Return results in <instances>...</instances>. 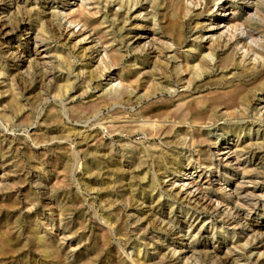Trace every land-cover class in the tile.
<instances>
[{
    "label": "rangeland",
    "instance_id": "rangeland-1",
    "mask_svg": "<svg viewBox=\"0 0 264 264\" xmlns=\"http://www.w3.org/2000/svg\"><path fill=\"white\" fill-rule=\"evenodd\" d=\"M69 1L0 0V16L9 23L5 39L0 31V264H134L132 247L153 256L152 264H184L180 259L190 257L189 245L197 255L187 264H244L247 259L264 264L262 203L248 214L245 227L233 219L226 223L224 207L188 202L175 181L183 165L208 163L209 154L223 166L218 149L239 135L250 174L227 175V183L223 176L213 178L211 185L231 189V195L235 188L244 193L260 185L254 192L264 194V115L258 111L264 76L245 73L239 57L235 63L226 58L223 42L206 41V25L217 16L208 13L212 5L202 16L185 19L173 16L174 5L162 0H137L129 13L116 2H102V22L86 35L81 24L54 16ZM143 14L149 16L146 21ZM151 18L164 27L172 23L180 45L197 46L203 39L204 47H216L221 64L191 70L188 89L176 85L174 62L165 54L137 51L132 41L135 33L154 29ZM33 35L48 62L31 54ZM98 36L119 49L120 60L109 72L95 51ZM122 70L123 82L134 78V84L114 92L111 84ZM230 76L248 84L259 78L253 85L263 87L254 97L248 91L250 105L235 120L223 119L218 106L208 108ZM227 166L222 173L235 165ZM176 220L180 230L173 226ZM221 224V232L234 228L242 240L254 241L251 257V248L241 245L233 255L226 253L229 239L220 233ZM173 251H180L177 259Z\"/></svg>",
    "mask_w": 264,
    "mask_h": 264
},
{
    "label": "bare ground",
    "instance_id": "bare-ground-1",
    "mask_svg": "<svg viewBox=\"0 0 264 264\" xmlns=\"http://www.w3.org/2000/svg\"><path fill=\"white\" fill-rule=\"evenodd\" d=\"M102 2L105 3V5L116 2L117 4H119L121 8L126 10L127 13L134 10L136 5H138L139 3V1L137 0H75V1L70 0L68 7H66V10H63V11L61 10L62 12L58 10L61 13L57 12L56 14H54V16L56 15L60 19V17H62L61 15H63L62 18L65 19L68 23H71L74 25L81 24V26L85 28L84 30H86V33L88 32L86 35H89L90 32L94 33V31L97 29L99 24L102 22L99 19L101 17V14H102L101 11L103 9L102 4H101ZM162 2L173 4L174 7L171 12L173 16H176V17L179 16L185 19L191 17V15H195L198 17L202 16L204 12L209 8V5L211 4L212 7L208 9L209 11L208 13L212 12V13H215L214 16L215 15L217 16L213 17V19H211L210 22L206 25L207 29L205 30V32L209 34L208 39H206V41L214 38L215 39L214 41L223 42L224 43L223 49L225 50L224 56H226V58H230V60H232V62L235 63V59L239 57L240 63H242L241 66H243L245 73H248L249 76L252 75V77H254L256 73H260L262 74V76H264V28H263L264 26V0H162ZM64 7L65 5H62L61 9H63ZM216 8L217 10H215ZM141 13L142 12H139L137 16L142 15ZM0 14L3 15L2 11H0ZM142 17L146 21V18L149 16L146 14H143ZM176 20H179V18ZM170 21L171 20H169V22ZM175 23L176 22L174 20L173 25H175ZM8 24H6L4 19H2V16H0V31L4 39L7 37V34H8V31H7ZM151 24L154 28L153 30L150 29V31H142L139 33H135L134 35H132V41L134 44L136 42V45L138 46L137 51L140 50V52H149L152 54L155 53L157 55L160 54L161 56H164L165 54L166 57L164 58H167L166 60L168 62L173 61L174 68L178 76V80L177 81L174 80L175 83H177L176 85H180L188 89L192 83V77L191 75L189 76V72L191 70L193 72L196 71L197 69L203 71V67H201L203 64L209 67L215 64H219V65L221 64V59H218L216 55V49H215L216 47L215 48L214 47H204L203 39H201V41L198 43L197 46L192 45V44L190 46L189 45L183 46V44L180 45L181 41H183L180 39L181 35L180 34L176 35L174 33L177 36V38H179L178 40H181L180 42L176 41L175 37L173 36V32H172L173 30L171 28L172 23H169L168 26L166 25L167 27H164V25L159 24L155 18H151ZM176 25L178 24L176 23ZM39 27H40L39 29L41 30V26ZM177 33H178V30H177ZM33 36H34L32 37L33 49H32L31 54L34 56V58L35 56H38V58H40L42 62H45L47 59V55L45 54V51H44L45 49L42 48L43 45L41 44V41H39V39H37L35 35ZM141 41L143 42L140 44ZM97 43H99V46H97V49L98 47H101V51L97 49L95 50L97 52L99 63H104V68L106 71L108 70V72L110 71L111 67L116 68L115 62L120 60V56L118 53L119 49L117 50L116 47L113 48L114 46L113 42L105 40L103 36H98ZM23 56L24 55H21L19 60H22ZM164 58L162 57V59ZM48 61L49 60L47 59V62ZM126 71L130 72L131 70L127 69ZM117 76L118 77L115 79L116 82L111 84L114 92H122L124 89L128 90L129 88H131L132 84H134L132 81L134 78H132V80L128 81V83L126 84L123 82L125 80L124 75H123V70ZM259 80L261 79L258 78L256 81H259ZM256 81L251 84H248L246 83L247 81L245 82L244 80H242L241 76L239 77L230 76L227 80V83H225L224 87L220 88V90L215 94V96L209 99L208 101L209 107L208 106L207 107L209 109H212L214 106H218L222 110L221 115L223 119L235 120L237 118L236 114L239 111H242L243 109H245V105L247 104L250 105L249 103L251 101L248 97L250 96L248 95V91L252 90L251 97H254L258 92L262 91L263 87H256L255 85H253L256 83ZM1 83L3 87H6V86L10 87V83H7L5 80H1ZM169 89L170 88H168V90ZM175 90H176L175 87H173V91ZM263 103H264V97L261 96V100L258 103L259 105L258 111L261 112L262 115H264V104ZM186 113L187 112H185V114ZM262 118L264 119L263 116ZM233 122H236V121H233ZM201 125L202 124L199 125V129H196L198 134L202 130L200 128ZM235 137H236V140L234 143H227V145H225L224 147H220L218 149L219 151L218 154L222 155L220 158L221 162L222 161L225 162L223 166L219 164L220 163L219 161L217 163H214L213 158L210 157V154L207 156L209 158L208 163H204V162L199 163L198 158H196V162L199 164L196 166L190 160L187 164L183 165L185 169L181 172L182 175L179 178H177L175 181L178 182L176 184L178 185V187H180L178 194H180L181 196L183 195V198L187 199L188 202L191 201L192 203H196V204L197 203L199 204L201 202V204H205V206L213 207L214 210H217L219 207L220 208L224 207V210H225L224 214H227L226 215L227 219L225 220L226 223L229 222V220L233 219L236 222V225L240 224L244 226L246 225L244 222L247 220L248 214L252 212L258 206H260V203H262L261 207H263L264 209V194L263 193L256 194L254 192L256 189L260 187V185L257 186L254 184L255 186H253L252 189L250 190L247 189L244 193L238 192V190L235 188L233 195H231L232 194L230 192L231 189L229 191H226L224 187L221 188L222 185L221 187L214 189L211 185V180L213 178L217 180L219 177L223 176L225 177L223 181L226 182L229 176L231 177V176H234V175L236 176L240 174L241 177H243L245 175L248 176V174H250L251 168L248 166L249 164L248 165L244 164L246 162L249 163L250 161L249 154L240 146V143H239L240 136L236 135ZM230 164L235 165L234 168H232V172H230L229 174L222 173L221 167H226L227 165H230ZM206 172H210L209 177L205 176ZM195 173L196 175L193 176V174ZM175 181L172 183L173 186L176 185ZM245 203L247 204V207L246 205H244ZM250 204L251 206H249ZM192 215H195V214L192 213ZM196 219L199 222V218H196ZM200 222H201V227L204 224H206L205 220L203 219H201ZM180 223L181 221L176 220V222L173 223L174 228L180 230ZM251 226L248 225L247 229L252 233H257V230H254V228H252ZM255 226H258V225H256L255 223ZM215 227L216 226L214 225L213 228ZM221 227L223 229V224H221L220 226V233L226 235L225 236L226 242L229 239L228 242L226 243V245L227 244L229 245V247L226 248L228 250L226 251V253L233 255L234 251L235 252L239 251V245H241L245 249L251 248L249 250L250 251L249 257H251L254 251V241L249 242L248 240H242V238L239 235L240 233L236 232L234 228L231 229V231H228L229 229L225 228L221 232ZM259 233L261 236L264 237V232H259ZM261 240L264 241V238ZM188 247L190 248V253H191L190 257L194 256L195 254L197 255L196 253L197 248H194V246L192 245H189ZM230 249H232V251H230ZM177 252L180 254V251L172 252L171 255L173 256V259L178 258V255L175 256ZM261 255L262 254H259L258 258ZM129 258L134 264H152L150 260L153 258V256L148 255L147 252H142L141 248L132 247V250L129 252ZM189 258L185 259V257H182L180 260H183L184 261L183 263L185 264ZM238 261L239 260H237L235 263L233 262L232 264H239ZM246 261L247 262L246 263L244 262V264H248V259Z\"/></svg>",
    "mask_w": 264,
    "mask_h": 264
}]
</instances>
